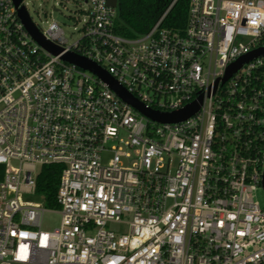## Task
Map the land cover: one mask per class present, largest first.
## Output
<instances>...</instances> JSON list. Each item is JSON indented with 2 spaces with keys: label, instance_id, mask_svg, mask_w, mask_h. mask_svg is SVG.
I'll return each instance as SVG.
<instances>
[{
  "label": "built area",
  "instance_id": "obj_1",
  "mask_svg": "<svg viewBox=\"0 0 264 264\" xmlns=\"http://www.w3.org/2000/svg\"><path fill=\"white\" fill-rule=\"evenodd\" d=\"M82 2L73 42L32 19L56 54L0 0V264H264V55L223 80L264 46V0H190L183 27L162 26L173 2L131 37L118 2ZM66 53L146 109H199L155 120ZM52 164L56 208L28 198Z\"/></svg>",
  "mask_w": 264,
  "mask_h": 264
},
{
  "label": "trees",
  "instance_id": "obj_2",
  "mask_svg": "<svg viewBox=\"0 0 264 264\" xmlns=\"http://www.w3.org/2000/svg\"><path fill=\"white\" fill-rule=\"evenodd\" d=\"M175 0H118L120 18L117 29L125 36L143 34L152 29ZM190 0H176L163 20L162 26L183 27ZM3 165H0V170ZM61 166L45 165L37 176L36 192L45 206L58 207V190Z\"/></svg>",
  "mask_w": 264,
  "mask_h": 264
},
{
  "label": "water",
  "instance_id": "obj_3",
  "mask_svg": "<svg viewBox=\"0 0 264 264\" xmlns=\"http://www.w3.org/2000/svg\"><path fill=\"white\" fill-rule=\"evenodd\" d=\"M13 1L16 7L18 8L19 17L21 18L22 22L24 23L27 30L31 33V35L40 44H42L44 47H46L48 50L52 51L53 53L57 54L61 52L60 47L52 44L43 37L41 32L38 30V28L32 21V18L28 13L26 7L24 5H20L22 0H13ZM117 2L118 0H108V3L112 6H116ZM259 55H264V46H260L252 50L251 52H249V54L244 55L238 61L232 63L228 67L226 71V75L223 80L225 81L233 72H235L242 65L243 62H246ZM64 58L70 62L77 64L82 68L91 70L92 72L96 73L105 82H107L109 86L113 90H115L124 100H126L127 102L138 108L140 111H142L144 114L155 120L163 121V122L165 121L175 122L187 118L188 116L195 113L199 109L200 103L197 101H194L191 104L187 105L185 108L172 113H159L156 111L146 109L131 93H129L121 84H119L118 81L113 76H111L108 72H106L102 67H100L95 62L74 53H66L64 55ZM201 101H202V97L200 98V102ZM263 185H264V180H263Z\"/></svg>",
  "mask_w": 264,
  "mask_h": 264
},
{
  "label": "rangeland",
  "instance_id": "obj_4",
  "mask_svg": "<svg viewBox=\"0 0 264 264\" xmlns=\"http://www.w3.org/2000/svg\"><path fill=\"white\" fill-rule=\"evenodd\" d=\"M27 11L33 21L41 28H45L51 21L58 22L70 42L77 40L80 36L75 27H79L77 17L80 9L85 7L82 0H24ZM57 10H56V9ZM18 164L12 162L7 167H16ZM31 200H40L37 194L28 197ZM258 199L264 201V195L258 192ZM60 216L57 213H45L43 217V228L46 230L57 227ZM112 228L115 225H111Z\"/></svg>",
  "mask_w": 264,
  "mask_h": 264
}]
</instances>
